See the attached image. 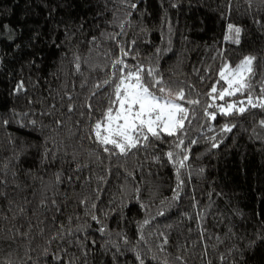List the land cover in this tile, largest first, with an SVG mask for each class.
Instances as JSON below:
<instances>
[{
  "label": "trees",
  "instance_id": "trees-1",
  "mask_svg": "<svg viewBox=\"0 0 264 264\" xmlns=\"http://www.w3.org/2000/svg\"><path fill=\"white\" fill-rule=\"evenodd\" d=\"M141 66L199 103L124 155L93 125ZM262 89L264 0H0V264H264V107L219 111Z\"/></svg>",
  "mask_w": 264,
  "mask_h": 264
},
{
  "label": "snow or ice",
  "instance_id": "snow-or-ice-1",
  "mask_svg": "<svg viewBox=\"0 0 264 264\" xmlns=\"http://www.w3.org/2000/svg\"><path fill=\"white\" fill-rule=\"evenodd\" d=\"M227 28L228 35L225 36V39L239 44L241 29L232 24H229ZM123 54L125 56L128 55L127 52ZM255 60L256 58L253 56H245L234 68L229 64H225L219 73V77L220 80L227 83L228 87L218 92L216 85H213L209 96L213 100L217 98L223 100L225 96H232L238 92L242 93L244 90L250 89V80L255 75ZM115 64L127 67L122 59L115 61ZM77 67L79 66L77 65ZM144 71L141 66L135 71H128L126 76L122 75L120 77L119 83L115 85V99L111 101L112 106L103 113V119L96 121L93 125V133L97 142L101 145H111L112 149H118L120 154L126 155L133 148L145 146L141 144V140L148 141L150 139L149 133L151 134V138L156 139L160 138L161 131L166 132L170 136L175 135L177 129H183L188 114V109L177 101H184L188 104L199 103L198 100H187L182 89L175 93V100L170 99L172 91L170 88L164 86L163 78L157 77L154 69H148L147 77L151 79H145L141 75ZM110 82V80L104 81L105 84H109ZM17 87L18 90H22L23 83L21 82ZM97 87L99 88L100 85H97ZM241 103L243 102L241 101ZM248 104L252 107H257L253 103L250 94ZM214 106L209 105V107ZM260 106L264 107V104ZM88 107L91 109V105H88ZM220 108L223 114L230 115L233 109L236 108V105L234 103H227L226 107L220 106ZM71 110L70 107L69 111ZM244 111H246L244 107L238 109L239 113H243ZM206 114L215 119L216 113ZM260 123L264 127V121ZM223 130L231 131V128L225 125ZM183 143L181 139L176 144V147L180 148ZM217 146L213 144V147ZM112 149L105 147L104 151L109 152ZM167 156L171 161L174 153L170 151L167 153ZM187 159L188 157L185 156L184 160ZM178 163L180 166H183V160L178 161ZM177 180H180L179 175H177ZM92 218L96 219L95 216ZM141 264H143V261H141Z\"/></svg>",
  "mask_w": 264,
  "mask_h": 264
},
{
  "label": "rangeland",
  "instance_id": "rangeland-1",
  "mask_svg": "<svg viewBox=\"0 0 264 264\" xmlns=\"http://www.w3.org/2000/svg\"><path fill=\"white\" fill-rule=\"evenodd\" d=\"M227 84V83H226ZM227 87H228V85H227ZM226 87V88H227ZM238 93H240V92H238ZM237 94V93H236ZM176 98H173V100H175ZM253 100V103H255L257 106H260L261 104H264V101L263 100H260V99H252ZM241 101L243 102V100L242 99H240V102H238V103H235V102H231V103H234L235 105H236V108H234L233 109V111H235V110H237L238 111V109L240 108V107H244V108H246V107H249V106H251L250 104H248V102L247 103H241ZM178 103H180L179 101H177ZM226 105L227 104H220V106H224V107H226ZM219 111L220 112H222L221 111V108L219 109ZM223 113V112H222ZM161 132H164V131H161ZM164 133H166V132H164Z\"/></svg>",
  "mask_w": 264,
  "mask_h": 264
}]
</instances>
